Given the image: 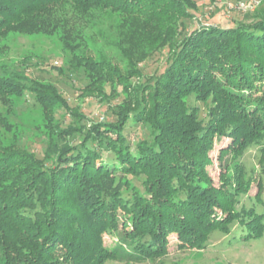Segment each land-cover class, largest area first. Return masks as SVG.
Returning a JSON list of instances; mask_svg holds the SVG:
<instances>
[{"label": "trees", "instance_id": "obj_1", "mask_svg": "<svg viewBox=\"0 0 264 264\" xmlns=\"http://www.w3.org/2000/svg\"><path fill=\"white\" fill-rule=\"evenodd\" d=\"M198 8L195 0H0V38L58 33L71 53L68 69L88 77L80 96L110 102L123 95L110 108L114 120L92 121L54 83L27 72L31 59L20 62L24 68H0V264L145 261L169 254L172 234L180 247L202 249L212 231L228 234L234 223L245 239L263 236L264 211L238 205L254 182L241 160L251 145L259 146L264 175V7L249 22L200 23L179 40L183 20ZM98 13L117 18L125 66L98 51L94 36L88 41ZM161 47L168 48L163 72L132 82L144 77L139 62ZM27 91L48 136L42 157L12 122ZM192 98L207 106L206 121ZM62 108L89 125L62 127ZM130 119L152 139L134 146L125 134ZM223 137L232 159L217 184L208 165ZM258 187L260 199L262 179ZM116 230L119 245H107L104 234Z\"/></svg>", "mask_w": 264, "mask_h": 264}, {"label": "rangeland", "instance_id": "obj_2", "mask_svg": "<svg viewBox=\"0 0 264 264\" xmlns=\"http://www.w3.org/2000/svg\"><path fill=\"white\" fill-rule=\"evenodd\" d=\"M195 1L199 8L197 11L192 10L194 17L183 20L180 26L179 40L187 32L198 27L200 23L230 27L241 21L249 22L254 18V10L264 7V0H260L259 5L255 9L248 10L236 7L238 2L244 0ZM251 1H248V3ZM229 3L234 5L233 8L229 6ZM117 24L116 17H109L106 13H98L94 17V27L88 28L86 35L88 41H90V35L95 37L96 45L94 47H97L98 51L112 58L114 62L125 66L127 60L116 44L120 39L116 27ZM167 50L168 48L161 47L154 54H149L148 57L140 61L139 66L143 71L144 77L140 79L135 77L131 81L143 82L148 77L163 72L169 64ZM26 58L31 59L27 72L33 77L54 83L67 98L69 104L71 106H79L80 111L87 119L97 121L103 118L106 120H114L116 118L110 108L121 102L123 95L120 94L118 97L112 98L110 102L102 101L94 96H80L81 87L86 85L88 77L81 70L72 72V70L68 69L71 53L64 49L60 34L44 35L14 32L5 38H0V68H24L25 65H21L20 62ZM60 66L64 69L63 73L57 68ZM109 90L110 86L107 85V91ZM119 90H121V87H119ZM25 99L24 102L19 100L16 103V115L14 114L15 117H12V122L17 129L21 127L27 131L23 135L22 141L31 151L42 157L48 144V136L40 134L38 129V125L42 121V115L37 107V101L33 93L27 91ZM191 101L195 102L193 98ZM195 104L200 106V117L206 121L207 106L202 102H195ZM57 117L62 127L76 123L89 125L87 120H77L65 108L58 111ZM4 134L7 141H12L13 131H8ZM125 134L134 146L136 139H152L149 128L142 123H136L133 119L129 120L125 128ZM59 141L62 143L61 138H59ZM230 141L227 137L216 141L214 149L210 153L212 162L208 165V170L217 184L219 183L221 170L232 159V154L228 147ZM259 156V146L254 144L241 157L250 175L254 177V182L250 192L241 197V203L238 207L240 208L244 204L247 207L254 206L258 212H263L264 175L260 172ZM105 158L110 162L116 161L115 156L108 152L105 154ZM259 179H262L263 182L260 199L256 197L259 190ZM132 181L136 185L141 186L138 178L133 177ZM125 194L129 196V191H126ZM244 230V227L238 223H234L231 226V232L228 234L216 229L211 232L206 247L202 249L192 246L180 247L177 235L172 234L170 236L169 254L162 258L145 261L114 259L107 261L106 264H264V234L257 239H245L243 237ZM121 234L122 230L106 232L104 234L106 244L109 246L119 245Z\"/></svg>", "mask_w": 264, "mask_h": 264}, {"label": "built area", "instance_id": "obj_3", "mask_svg": "<svg viewBox=\"0 0 264 264\" xmlns=\"http://www.w3.org/2000/svg\"><path fill=\"white\" fill-rule=\"evenodd\" d=\"M248 1L250 0L240 1L237 3L236 7L243 9V10L255 9L260 3V0H252L250 3H248ZM229 6L233 8L234 5L232 3H229Z\"/></svg>", "mask_w": 264, "mask_h": 264}]
</instances>
